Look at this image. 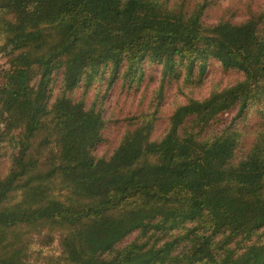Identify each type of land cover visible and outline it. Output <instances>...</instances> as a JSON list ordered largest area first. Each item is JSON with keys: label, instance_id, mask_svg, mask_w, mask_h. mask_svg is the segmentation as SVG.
<instances>
[{"label": "trees", "instance_id": "1", "mask_svg": "<svg viewBox=\"0 0 264 264\" xmlns=\"http://www.w3.org/2000/svg\"><path fill=\"white\" fill-rule=\"evenodd\" d=\"M214 5L0 0V264H34L30 245L56 237L39 264H264V9L236 22L216 5L205 23ZM210 60L239 78L173 106L153 138L167 84L197 91ZM141 64L158 89L95 154L106 121L89 91L138 89Z\"/></svg>", "mask_w": 264, "mask_h": 264}, {"label": "rangeland", "instance_id": "2", "mask_svg": "<svg viewBox=\"0 0 264 264\" xmlns=\"http://www.w3.org/2000/svg\"><path fill=\"white\" fill-rule=\"evenodd\" d=\"M215 5L212 8L207 9L204 15V22L211 24L216 21L217 10L214 9L216 5L226 9V16L234 15V21L243 20L252 11H258L264 9V0H214ZM6 60L0 55V76L2 70L6 68ZM142 67V79L138 84V89L130 90L121 86L119 80L109 78L107 81H103L100 85H95L92 91L88 93V104L92 103L98 92L102 95V105L104 109V119L106 121V127L104 130V141L96 145L95 154L102 155L107 152L109 148L116 145L122 132V123L127 118L131 117L139 110L144 109L146 103L144 99L149 102L154 91L158 89L160 84L159 69L155 65L141 64ZM239 76L232 72H225L222 70L219 63L215 60L207 61L206 70L203 74L202 85L197 91L184 88L181 84L183 77L174 76L172 81L167 84L166 91L164 93L163 106L161 110V116L157 121L153 138L160 135L162 128L164 127L167 114L178 103L184 102L192 95L196 99L205 98L212 87H223L227 84H231ZM135 84V85H136ZM82 90H79L80 93ZM193 92V93H192ZM77 93V94H78ZM235 115V111L228 112L219 117L218 127L223 126L229 121H232ZM258 121L254 113L245 115L242 119L235 121V126L238 129L244 131H251L252 126ZM250 139V138H249ZM110 150V149H109ZM31 255L29 257L30 262L39 264L37 254L41 253L43 256H57L60 253L58 246V238L54 240L48 246H40L37 242L30 245Z\"/></svg>", "mask_w": 264, "mask_h": 264}]
</instances>
